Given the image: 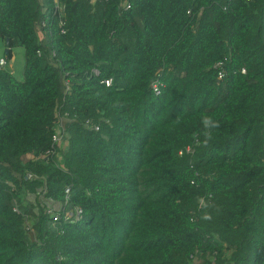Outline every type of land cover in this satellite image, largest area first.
Wrapping results in <instances>:
<instances>
[{
  "label": "trees",
  "instance_id": "16d2710c",
  "mask_svg": "<svg viewBox=\"0 0 264 264\" xmlns=\"http://www.w3.org/2000/svg\"><path fill=\"white\" fill-rule=\"evenodd\" d=\"M58 3L0 0V264H264V0Z\"/></svg>",
  "mask_w": 264,
  "mask_h": 264
},
{
  "label": "built area",
  "instance_id": "2783aa9c",
  "mask_svg": "<svg viewBox=\"0 0 264 264\" xmlns=\"http://www.w3.org/2000/svg\"><path fill=\"white\" fill-rule=\"evenodd\" d=\"M98 0H91V3L94 5ZM245 2H249L250 0H243ZM55 2V7L56 10L59 11L60 13H62L64 11V8L62 6H60V4L58 3V0H54ZM130 5L129 3H125L123 4V8L124 10H128L130 9ZM46 26V22H42L40 24H37V30L40 31L41 28ZM59 28L61 29V33L62 34H66V30H65V21L60 20L59 23ZM8 65L7 60L6 59H0V68H5ZM218 67L222 68L223 64L219 63ZM243 73H245V71L243 70ZM95 74L98 75V72L95 71ZM225 77V72L224 70H221L219 72V78L222 79ZM102 83L106 84L107 86H110L112 83V80H105L102 81ZM65 89L66 91L69 90L70 86L68 81H65ZM162 87L163 85L159 82V80H156L153 84H152V88H153V92L155 93L156 96H159L161 94L162 91ZM68 115H65V117H60V121L59 124L57 126V131L53 136V149L52 151L49 152V154H54L55 153V147L57 146H62L64 147L66 145V139H67V134H66V128H65V124L66 122H68ZM87 126H91L95 131H99V126L92 124L90 121L86 122ZM28 178H33L32 175H29ZM70 193V189L67 188L66 189V194L69 195ZM42 196V195H41ZM43 198L41 197V200ZM47 208H48V213H50L53 218H55V220H57V214L56 212H63V218L65 221H78L81 218V214L82 211L81 210H76L75 213L71 212V211H66L65 209H63L61 206L58 210L53 209L51 206L48 205V201L42 202Z\"/></svg>",
  "mask_w": 264,
  "mask_h": 264
},
{
  "label": "rangeland",
  "instance_id": "374dc122",
  "mask_svg": "<svg viewBox=\"0 0 264 264\" xmlns=\"http://www.w3.org/2000/svg\"><path fill=\"white\" fill-rule=\"evenodd\" d=\"M38 32L40 31L38 30ZM12 55L15 57L14 61H11L8 58L6 54L5 44L2 41H0V57L7 59V63H8L5 69L8 70L9 72H13L14 76L20 81H22L24 65H25V51L22 47H17L12 51ZM30 237L31 239H34V232L31 233ZM195 264H201V262L195 260Z\"/></svg>",
  "mask_w": 264,
  "mask_h": 264
},
{
  "label": "crops",
  "instance_id": "0c3cea01",
  "mask_svg": "<svg viewBox=\"0 0 264 264\" xmlns=\"http://www.w3.org/2000/svg\"><path fill=\"white\" fill-rule=\"evenodd\" d=\"M14 56L12 55V58L10 59L11 61H14ZM0 59H5V58H2V57H0ZM10 66H11V63H10ZM13 75H14V73L13 72H11ZM15 77V76H14ZM16 78V77H15ZM17 79V78H16ZM17 80H19V79H17ZM22 80H23V77H22ZM20 81V80H19ZM35 196L34 195H31V196H29V200H31V201H35ZM48 205L49 206H51L53 209H55V210H58L59 208H60V205H58V204H54V203H52V202H48Z\"/></svg>",
  "mask_w": 264,
  "mask_h": 264
},
{
  "label": "clouds",
  "instance_id": "9594fccd",
  "mask_svg": "<svg viewBox=\"0 0 264 264\" xmlns=\"http://www.w3.org/2000/svg\"><path fill=\"white\" fill-rule=\"evenodd\" d=\"M7 60V59H6ZM203 124L205 125V127H216V126H218L217 124H215L214 122H212L211 120H210V118H204L203 119ZM48 202H51V201H48ZM59 205V204H58Z\"/></svg>",
  "mask_w": 264,
  "mask_h": 264
}]
</instances>
